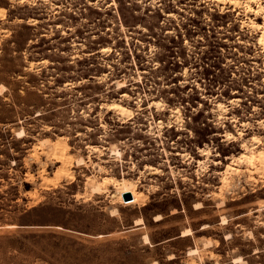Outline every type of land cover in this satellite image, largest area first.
I'll use <instances>...</instances> for the list:
<instances>
[{"label":"rangeland","instance_id":"rangeland-1","mask_svg":"<svg viewBox=\"0 0 264 264\" xmlns=\"http://www.w3.org/2000/svg\"><path fill=\"white\" fill-rule=\"evenodd\" d=\"M0 8V264H264V172L233 161L245 143L264 149V13L231 0ZM123 180L142 203L115 195Z\"/></svg>","mask_w":264,"mask_h":264},{"label":"bare ground","instance_id":"bare-ground-1","mask_svg":"<svg viewBox=\"0 0 264 264\" xmlns=\"http://www.w3.org/2000/svg\"><path fill=\"white\" fill-rule=\"evenodd\" d=\"M255 1L256 0H244V1H242V0H231V4L238 5L239 3H242L243 2V3H245L247 5V8L251 12H254L256 15H259L261 13H264V5H261L260 4L257 9H253L251 6H249L250 3L255 2ZM216 2H218V3H224V2H226V0H216ZM3 10L4 9L0 8V15L3 13ZM253 26L255 28H260L262 25L254 22L253 23ZM259 40L264 45V29H263V31H262V33L260 35ZM104 51H105V49H104ZM118 85H121L122 87L125 86V84H124L123 81L122 82L121 81L118 82ZM109 110H114V111L120 113L121 115L122 114L125 115L128 112L129 109H127L126 106H123V105H121L119 103H115V104L109 106ZM42 143L44 145H48V144H50V141L49 140H44V141H42ZM55 145H57V144H55ZM243 147L246 148L247 151L244 152L242 155L236 157L233 161L234 162L237 161V162L245 163L246 165H248V167L250 166V168H252L251 171H254L255 170L254 172H258V173L259 172H264V149L263 150H260L257 153H254V152L253 153H248L249 152L248 149L250 148L248 146V144L245 143L243 145ZM67 149H68V145L66 144L65 141H63V143H62L61 146L60 145H57V146L50 147L49 152L58 161H65L66 158H67V156H68L67 155ZM200 151H203V150L200 149ZM113 152L114 153H118V154L121 153V151L119 149L113 150ZM83 163H84L83 162V159L79 158L77 160V164L78 165H81ZM63 170H66V169L63 168ZM230 170H233V171L236 170L237 172L240 173V171L238 169H234V167H232V165L229 164L228 165V168H227V171H230ZM225 183H229L228 182V178H225ZM115 184H116L117 187L119 186L118 187V190H117V194H115V195H117L119 197V199L124 204H126V205H132V204H139V203H142L143 202L142 195L136 191V185H135V183H133L131 181L123 180L122 182L121 181H116ZM91 187H92V190L94 192L101 191L102 188H103L102 185H101V183H97V182H96V184H94ZM126 192H130L132 194V196H133V199L130 200V201H128V202H126L124 200V198H123V194L126 193ZM196 205L199 206V204H196ZM117 212H118V209H114L113 210V213H117ZM161 219H162V216L160 214H158V215L155 216V220L156 221H159ZM225 221H226V218H223V222H225ZM142 224H144V219H142V218H138L135 221V225H142ZM191 234H192V231L190 229H185V230L182 231L181 236L182 237H185V236H189ZM143 238H144L145 242H148V243L150 242V237L147 234H145L143 236ZM209 244L210 243H206V245H209ZM197 251H198L197 249H191L189 251V253L191 255H194V254L197 253ZM238 260L241 262V264H246V262L244 260H242L241 258H239Z\"/></svg>","mask_w":264,"mask_h":264},{"label":"water","instance_id":"water-1","mask_svg":"<svg viewBox=\"0 0 264 264\" xmlns=\"http://www.w3.org/2000/svg\"><path fill=\"white\" fill-rule=\"evenodd\" d=\"M123 198H124V200L126 202H128V201L133 199V196H132V194L130 192H126V193L123 194Z\"/></svg>","mask_w":264,"mask_h":264}]
</instances>
